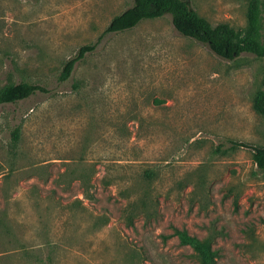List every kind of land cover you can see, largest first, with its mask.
Here are the masks:
<instances>
[{"label":"rangeland","instance_id":"obj_1","mask_svg":"<svg viewBox=\"0 0 264 264\" xmlns=\"http://www.w3.org/2000/svg\"><path fill=\"white\" fill-rule=\"evenodd\" d=\"M186 1L247 27L250 0ZM132 4L0 0V89L46 90L0 105V264H199L175 230L212 237L215 264H264V172L232 146L264 147V60H224L168 14L105 34Z\"/></svg>","mask_w":264,"mask_h":264},{"label":"trees","instance_id":"obj_2","mask_svg":"<svg viewBox=\"0 0 264 264\" xmlns=\"http://www.w3.org/2000/svg\"><path fill=\"white\" fill-rule=\"evenodd\" d=\"M261 0H250L247 10V27L239 33L228 24L211 25L206 19L193 11L186 0H133L130 8L115 16L104 33H119L130 30L143 20L157 19L168 14L176 32L186 38L206 45L216 56L233 61L242 54H252L264 60V16ZM94 45L81 47L76 56L66 61L60 81H66L75 65L85 55L94 50ZM37 92L46 90L29 83L7 85L0 89V105L14 104ZM254 110L264 115V81L253 99ZM233 147L249 148L252 159L258 170L264 172V147L249 146L243 143H232ZM182 244L190 246L196 253L199 264H215L216 251L212 250L213 238L198 239L189 236L185 231L175 230Z\"/></svg>","mask_w":264,"mask_h":264}]
</instances>
